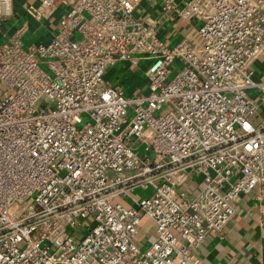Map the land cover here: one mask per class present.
I'll use <instances>...</instances> for the list:
<instances>
[{"label":"built area","instance_id":"2783aa9c","mask_svg":"<svg viewBox=\"0 0 264 264\" xmlns=\"http://www.w3.org/2000/svg\"><path fill=\"white\" fill-rule=\"evenodd\" d=\"M142 1L38 0L25 13L50 37L0 41V264H204L239 202H264V0H165L156 18ZM117 64L142 91L106 80Z\"/></svg>","mask_w":264,"mask_h":264},{"label":"crops","instance_id":"0c3cea01","mask_svg":"<svg viewBox=\"0 0 264 264\" xmlns=\"http://www.w3.org/2000/svg\"><path fill=\"white\" fill-rule=\"evenodd\" d=\"M164 1L143 0L137 14L156 18ZM37 2L38 0H13V16L0 25V41H4L13 31L23 26H27L24 38L30 34L35 39L34 43H43L50 37L51 32L46 30L49 22L40 24L26 16L27 6ZM50 30L54 31V25ZM188 30L189 26L183 20L173 21L165 23L162 34L168 43L173 44L183 38ZM106 80L113 86L121 87L128 95L144 88L139 71L122 64L110 68ZM263 218L264 202L257 201L255 194L243 198L238 204L235 217L220 234L206 238L198 249L197 256L204 264H264V232L259 227ZM154 237L152 225L146 223L140 233L142 244H150Z\"/></svg>","mask_w":264,"mask_h":264},{"label":"rangeland","instance_id":"374dc122","mask_svg":"<svg viewBox=\"0 0 264 264\" xmlns=\"http://www.w3.org/2000/svg\"><path fill=\"white\" fill-rule=\"evenodd\" d=\"M30 37L32 38V35L29 34V35H27L26 38H24V45H25V47H28L29 45L34 44L35 39L34 38L31 39ZM261 117H264V112L261 114ZM144 154H145V152L143 150H141L139 152V155L140 156H143ZM137 193L142 194V191H138Z\"/></svg>","mask_w":264,"mask_h":264}]
</instances>
